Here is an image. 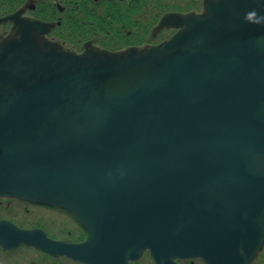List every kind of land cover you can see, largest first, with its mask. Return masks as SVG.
Here are the masks:
<instances>
[{
	"label": "water",
	"instance_id": "water-1",
	"mask_svg": "<svg viewBox=\"0 0 264 264\" xmlns=\"http://www.w3.org/2000/svg\"><path fill=\"white\" fill-rule=\"evenodd\" d=\"M143 53L0 54V196L85 242L0 222V245L84 264H250L264 243V0H214ZM247 14V18H246ZM30 46V47H29Z\"/></svg>",
	"mask_w": 264,
	"mask_h": 264
},
{
	"label": "flooded vegetation",
	"instance_id": "flooded-vegetation-1",
	"mask_svg": "<svg viewBox=\"0 0 264 264\" xmlns=\"http://www.w3.org/2000/svg\"><path fill=\"white\" fill-rule=\"evenodd\" d=\"M210 1L0 0V52L7 41L20 38L26 22L43 25L29 33L31 45L33 41L40 45L42 53L50 45L57 52L74 54L144 50L172 38L188 17L204 13ZM27 203L0 199V210L5 208L17 216L16 208ZM43 209L46 214L66 216L57 209ZM53 224L48 222L46 226L51 228ZM30 263L53 264L47 259Z\"/></svg>",
	"mask_w": 264,
	"mask_h": 264
},
{
	"label": "trees",
	"instance_id": "trees-1",
	"mask_svg": "<svg viewBox=\"0 0 264 264\" xmlns=\"http://www.w3.org/2000/svg\"><path fill=\"white\" fill-rule=\"evenodd\" d=\"M51 236L54 237V238H57V234H56V233H52ZM66 237H67V238H70L71 240H76V241H78V240H80V238H81V234H67ZM21 250H23V251H27V252L32 251L31 248L26 247V246H23V247L21 248ZM15 251H16V250H14V251H6V253H9V259H11L12 257L15 256V255L13 254ZM35 253L38 255V260H40V262H41V260H43V259H47V260H51V263H53V264H68V263L66 262V259H65V258H59V257H58V258H55V257L47 256L46 254H43V253H41V252H37V251H35ZM4 254H5V253H4ZM149 260H150V259H149ZM65 262H66V263H65ZM7 264H9V263H7ZM72 264H79V263L72 262ZM135 264H152V262H151V261H138V262H136ZM186 264H190V263L187 262ZM195 264H204V262H203V261H197V260H196Z\"/></svg>",
	"mask_w": 264,
	"mask_h": 264
},
{
	"label": "rangeland",
	"instance_id": "rangeland-1",
	"mask_svg": "<svg viewBox=\"0 0 264 264\" xmlns=\"http://www.w3.org/2000/svg\"><path fill=\"white\" fill-rule=\"evenodd\" d=\"M23 210L24 209H20L19 210V212H18V214L16 216V219H18V220H24V219H26V220H32V221H34L32 215L30 213H24ZM35 210H37V209H35ZM38 212H39V216L42 218V220H46V219L50 218V217H48V215H44L40 211H38ZM24 214H26V217H24ZM42 220H37V221H34V222L37 223L38 221H42ZM51 220H53V219H51ZM57 221L60 223L61 229H65V230L74 229L73 226H68L71 223L68 220H65V219H57ZM34 222L31 223V224H34ZM55 226H54V228H53L52 231L58 230L57 227H55ZM26 257L32 258L33 257V254L30 253V254H27V256H26L24 253H22L19 256V258H18V256H16L15 258L18 260L19 263L23 264L25 262V260H26ZM262 260H264V258H262ZM257 264H260V262H258Z\"/></svg>",
	"mask_w": 264,
	"mask_h": 264
},
{
	"label": "clouds",
	"instance_id": "clouds-1",
	"mask_svg": "<svg viewBox=\"0 0 264 264\" xmlns=\"http://www.w3.org/2000/svg\"><path fill=\"white\" fill-rule=\"evenodd\" d=\"M246 18H247V14H246Z\"/></svg>",
	"mask_w": 264,
	"mask_h": 264
}]
</instances>
